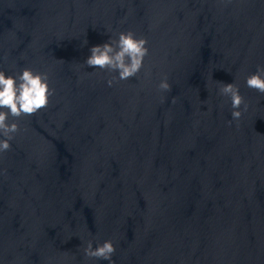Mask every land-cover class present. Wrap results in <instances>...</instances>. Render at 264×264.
<instances>
[{"label": "water", "instance_id": "obj_1", "mask_svg": "<svg viewBox=\"0 0 264 264\" xmlns=\"http://www.w3.org/2000/svg\"><path fill=\"white\" fill-rule=\"evenodd\" d=\"M128 30L149 55L109 86L118 72L85 61ZM258 65L264 0H0V70L55 89L7 120L20 131L0 154V264H264ZM220 81L245 97L239 122ZM106 240L112 261L85 256Z\"/></svg>", "mask_w": 264, "mask_h": 264}, {"label": "clouds", "instance_id": "obj_2", "mask_svg": "<svg viewBox=\"0 0 264 264\" xmlns=\"http://www.w3.org/2000/svg\"><path fill=\"white\" fill-rule=\"evenodd\" d=\"M85 43L87 44V40ZM147 45L146 37L138 38L132 30L122 31L119 32L118 38H110L106 43L91 47V55L85 64L91 68L118 72V76L108 79L109 86H112L115 82L136 77L141 72L145 58L150 52ZM218 83L219 94L231 99L232 118L239 122L248 110L245 97L240 93L237 84L222 81ZM246 86L264 94V65H258L257 71L247 76ZM158 88L160 91H171V84L166 76ZM54 94L55 89L51 87L47 72L24 68L22 74L11 76L0 70V109H6L0 110V135L4 137L0 139V154L11 149L14 134L20 131L18 123L7 122L9 115L16 118L33 115L47 107ZM228 123L231 125L232 121ZM83 251L87 258L112 261L116 246L112 240H106L94 248L93 242L88 241Z\"/></svg>", "mask_w": 264, "mask_h": 264}]
</instances>
